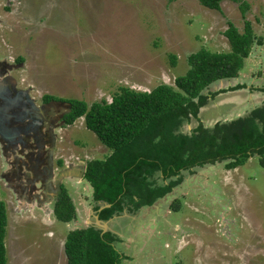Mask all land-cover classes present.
<instances>
[{
  "label": "rangeland",
  "instance_id": "1",
  "mask_svg": "<svg viewBox=\"0 0 264 264\" xmlns=\"http://www.w3.org/2000/svg\"><path fill=\"white\" fill-rule=\"evenodd\" d=\"M242 1L249 6L245 17L230 0L222 1L219 11L198 0H0V64L16 67L11 76L38 104L46 95L88 106L110 103L123 87L150 92L161 84L174 86L189 69L187 58L201 49L230 52L224 36L230 23L242 33L249 22L264 42V0ZM237 85L244 88L230 91ZM262 88L264 43L253 47L238 78L218 81L204 92L209 103L181 132L246 116L264 105ZM56 136L55 161L74 165L111 153L85 127L84 118ZM7 169L0 152L7 264H67L65 240L70 231L86 227L91 187L86 181H64L77 210L76 220L66 224L55 219L54 202L20 205L5 179ZM182 177L152 207L125 210L110 221L112 232L113 223L120 224L114 232L119 238L114 246L123 255L120 264H264L259 158L232 170L218 163ZM176 200L178 210H173Z\"/></svg>",
  "mask_w": 264,
  "mask_h": 264
},
{
  "label": "trees",
  "instance_id": "2",
  "mask_svg": "<svg viewBox=\"0 0 264 264\" xmlns=\"http://www.w3.org/2000/svg\"><path fill=\"white\" fill-rule=\"evenodd\" d=\"M198 1L207 9L219 11L224 0ZM230 1L240 5L245 17L248 4ZM224 36L230 52L201 49L191 54L188 71L176 78L174 86L161 84L150 92L123 87L110 103L95 102L91 106L80 100H62L71 106L65 125L72 126L84 118L85 127L111 151L103 160L88 161L84 175L101 221L107 222L125 210L134 213L152 207L182 182L183 172L192 174L197 168L218 163L232 170L254 156L264 168V105L211 128L199 123L191 133L181 132L183 124L198 120L200 110L209 103L204 92L218 81L238 78L253 47L264 43L255 37L249 22L242 33L230 23ZM242 88L237 85L230 91ZM260 91L264 93V88ZM52 99L44 97L45 102ZM58 165L63 167V162L58 161ZM157 177L163 183L158 184ZM177 203H172L173 210H178ZM100 204L110 207L99 211ZM76 212L68 190L62 188L53 206L55 219L68 224L76 220ZM6 228V205L0 201V264H7ZM118 241L116 235L102 234L94 227L70 231L64 244L67 264H120L123 255L114 246Z\"/></svg>",
  "mask_w": 264,
  "mask_h": 264
},
{
  "label": "flooded vegetation",
  "instance_id": "3",
  "mask_svg": "<svg viewBox=\"0 0 264 264\" xmlns=\"http://www.w3.org/2000/svg\"><path fill=\"white\" fill-rule=\"evenodd\" d=\"M14 68L16 67L10 65L9 68L8 66H4V69H2L4 72H2L3 76L1 80L6 77H11L16 83L14 86L9 85L13 92L12 95L6 97L8 100H13L18 93L27 91L30 99L33 100L36 107L41 110L37 115L41 116L44 123L42 130L45 134L49 135V138L45 140L47 145L44 146V150L41 152L38 149L40 146L37 142L43 145L44 141L39 140V135L36 134L34 127L29 129L23 128L26 129V133H28L26 136H30L27 137L30 139L26 140V142H29L27 149L22 148V146L15 147L11 145L13 143L11 137L14 135V131L4 130L2 133L6 135L7 132V135L3 138L4 135L0 134V152L6 158L8 164V169L5 171V179L19 202L29 203L31 206L52 204L61 194L65 179L69 176H76V178L84 179V177L81 178L80 176L83 171H86V163L82 160L78 161L76 167L69 166L67 168H61L59 165L55 166L57 164L53 163L55 148L54 150L52 149V137H50V135L53 136L54 134L55 139H57L55 131L66 126L64 119L71 112V106L54 97V99L45 102V96L41 97L38 104L35 99L30 96V90L21 88L18 82L11 76V72ZM9 82L10 80H6L7 84H9ZM21 96L23 95L21 94ZM16 98H19V96ZM1 118L3 122L4 117L2 113L0 114V119ZM8 126L24 127L25 125H16L14 124V120L11 119ZM32 138L35 139V144Z\"/></svg>",
  "mask_w": 264,
  "mask_h": 264
},
{
  "label": "water",
  "instance_id": "4",
  "mask_svg": "<svg viewBox=\"0 0 264 264\" xmlns=\"http://www.w3.org/2000/svg\"><path fill=\"white\" fill-rule=\"evenodd\" d=\"M4 66L0 64V114L2 113V116L4 117V120L2 122V118L0 119V134L4 135L3 138H5L6 135L3 134L2 132L4 130H11L12 132L14 131V135H12L11 140L13 143L11 145H14L15 147H20L27 149L29 145V142H26L28 133H26V129H29L31 127H34V130L36 131V134L39 135V140L44 141L43 145L40 144V142H37L39 144V150L42 152L44 150V146L47 145V142L45 140H48L49 135L45 134L44 131L42 130V127H44V123L42 121L41 116H38L37 113H40V109L36 107L35 103L33 100L30 99L28 96V92L24 91V93H18L16 97L19 96V98L14 97L13 100H8L6 96L12 95V90L9 87L14 86L16 84L14 80H12L11 77H6L3 80L2 78V72H4ZM6 80H10L9 84L6 83ZM21 94L23 96H21ZM26 95V96H25ZM21 96V97H20ZM2 100V101H1ZM2 102V103H1ZM28 105V107H27ZM30 106V107H29ZM36 115V117H35ZM20 117V118H19ZM14 120V124L16 125H25L24 127L21 126H14L10 127L8 126L10 121ZM28 122V123H27ZM24 123V124H23ZM21 127V128H20ZM26 128V129H23ZM23 135V136H21ZM52 137V149L54 150L55 148V142L56 139L53 136ZM10 138V137H8ZM32 141L35 144V139L32 138ZM85 171H83L82 175L80 176L81 178L84 177ZM110 206L107 204H100V210H103L105 208H109ZM97 213V212H96ZM93 218L95 222L92 225H89V227H94L102 232V234L108 233V230L110 227V221L115 219L116 217H113L111 220L104 222L101 221L98 216L94 213ZM116 234V233H115Z\"/></svg>",
  "mask_w": 264,
  "mask_h": 264
},
{
  "label": "crops",
  "instance_id": "5",
  "mask_svg": "<svg viewBox=\"0 0 264 264\" xmlns=\"http://www.w3.org/2000/svg\"><path fill=\"white\" fill-rule=\"evenodd\" d=\"M66 127H68V126H65L64 128H66ZM64 128H62V129H64ZM57 131V130H56ZM56 131H55V133H56ZM57 137V136H56ZM57 141H58V139H56V142H55V150H56V143H57ZM55 150H54V154H55ZM54 154H53V163L55 164H57V165H55V166H58V161H55V159H54ZM111 153H108V156L110 155ZM79 161V160H78ZM83 161V160H82ZM91 161V160H90ZM81 164H83V163H81ZM76 165H78V163L77 164H74V165H70L69 163H63V167H61V168H67V167H69V166H73V167H76ZM67 170V169H66ZM71 170V169H70ZM79 177V176H78ZM65 180H69V181H71V180H76L77 181V183H81V182H83V181H85L84 179H80V178H76V176H69L67 179H65ZM63 184H64V182H63ZM65 188V187H64ZM66 189V188H65ZM69 192V191H68ZM69 195H70V193H69ZM72 198V197H71ZM73 200V199H72ZM20 205H26V206H31V204H26V203H24V202H20ZM94 206H95V203L92 201V204H91V206L89 207L90 209L87 211L88 212V214H87V217H86V219H85V221H84V223H85V225H86V227H89V225H92L94 222H95V220H94V218H93V214L95 213L97 216H98V213H96V212H94L93 210H94ZM77 211V210H76ZM98 218H99V216H98ZM118 223V224H117ZM113 225H114V230L115 231H119V229H118V226L120 225L119 224V222H117V221H115L114 223H113ZM85 227V228H86ZM113 227H111L110 226V228L109 229H107L108 230V232H110V233H112V234H114L115 235V231L114 232H112L113 230Z\"/></svg>",
  "mask_w": 264,
  "mask_h": 264
}]
</instances>
